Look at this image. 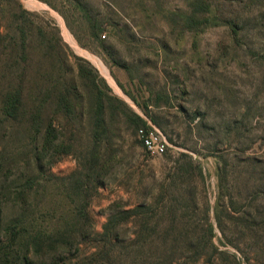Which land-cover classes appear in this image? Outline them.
I'll use <instances>...</instances> for the list:
<instances>
[{"label":"rangeland","instance_id":"374dc122","mask_svg":"<svg viewBox=\"0 0 264 264\" xmlns=\"http://www.w3.org/2000/svg\"><path fill=\"white\" fill-rule=\"evenodd\" d=\"M193 1L20 0L35 38L31 62L22 65L9 37L0 41V264H15V254L27 264H115L111 259H122L121 253L130 264L141 261V238L165 236L210 247L191 261L189 250H175L167 259L160 254L167 250L152 243L145 251L159 254L143 260L264 264V0L226 3L209 16L220 17V24L191 28L184 18ZM80 5L102 22L100 42L109 55L93 39ZM11 6H0V21L3 34L13 37V21L6 20ZM63 26L74 44L66 41ZM55 27L73 55L69 77L79 88L78 118H56L49 100L47 125L58 119L62 151L72 152L40 161L24 137L25 125L6 117L3 101L13 82L26 76L27 65L34 88L69 56L46 48ZM40 31L46 40L38 38ZM92 68L113 100L100 145L105 185L89 199L91 225L84 226L72 214L71 183L86 174L92 150ZM122 110L151 119L169 142L167 152L148 153ZM246 211L257 213L251 225L241 222ZM23 230L32 236L58 231L69 236L68 244L11 258L13 234ZM104 242L118 253L106 256Z\"/></svg>","mask_w":264,"mask_h":264},{"label":"trees","instance_id":"16d2710c","mask_svg":"<svg viewBox=\"0 0 264 264\" xmlns=\"http://www.w3.org/2000/svg\"><path fill=\"white\" fill-rule=\"evenodd\" d=\"M234 0H220L219 3L217 0H194L191 8V14H189L184 19V23L191 27L197 28L201 25L206 26L207 22L210 24L213 22H221L220 17L216 16L213 19L209 17L220 9L223 10L224 4L226 3H234ZM216 2V3H215ZM48 3V1H46ZM50 5V2L48 3ZM13 5V13L10 15L11 11L7 12V22L13 21V37L10 35V32L7 34H3L1 21H0V41L3 39L9 40L13 44V51L17 52V60L22 64L31 62V50L30 46L33 42L35 36L33 35V26L26 25V19L29 13L24 9L20 0H0V6ZM12 7V6H11ZM80 9L84 13V16L91 28V35L93 39L99 42L101 48L107 52L109 55L110 52L107 46L104 45L103 42H100V33L103 31L102 22L94 18L87 8L80 5ZM3 12V11H2ZM198 16L202 17L200 19ZM9 19V20H8ZM233 21H226V24L230 25ZM11 24V23H10ZM17 25L15 28L14 25ZM9 26L8 28H11ZM56 37L47 40V44L49 47H46L47 50H56L57 47L60 51H66L69 53V56L66 55L65 61H60L56 66V74H50L53 70H49L45 72L44 75L40 77V79L35 83V87L32 88L29 69L30 67L27 65V68H24V76L21 79H18L17 82H13V87L6 92L4 101H3V111L7 118L12 119L15 123L19 125H25L26 132L24 137L30 142L33 146L37 154V158L40 161H45L48 156H59L61 154H71V150L63 153L62 149L65 147L61 146L59 143V130L54 123L52 122L50 125H47L46 111L48 107L49 100L54 106V114L56 118H63L68 121L74 122L77 120V109L79 108V96H78V86L74 78L69 77V75L73 72V69H70V56L73 57L69 47L64 43L63 39L59 35V30L56 29ZM36 35V34H35ZM42 40H46V37L42 31H40V35L38 38ZM55 44V45H54ZM112 58V57H111ZM115 62V61H114ZM119 64V63H117ZM89 65V64H88ZM46 71V70H45ZM71 71V72H70ZM96 74L93 78H88V82H90L89 88L92 92L95 93V96L92 101V129H91V139H92V150L88 153V164H86L85 170L86 174L79 177H73L71 183V191L75 195V199H73V217L76 216L79 221L82 222V225L87 226L91 225V219L89 216V199L93 198V194H98L99 189L105 185L103 182V174H102V164H101V151L100 145L103 142V137L105 134L109 132L107 128V115L108 110L112 107V97L104 94L99 84H103L105 86V81L102 80L97 73V71L92 68L91 70ZM96 72V73H95ZM87 78V77H86ZM123 104V103H122ZM119 113L124 118L126 124L130 126V129L136 130V135L138 134V130L141 128H147L148 122L145 118L140 117L132 111L122 110ZM150 121L155 124L151 119ZM75 131V130H74ZM141 142V141H140ZM142 147H144L141 142ZM25 188V187H24ZM25 194V189L21 193V195ZM74 195H70L73 198ZM245 219L241 220L243 223H251L252 218L257 216V213L245 212ZM148 218H151L149 216ZM248 220V221H247ZM18 223L17 221H14ZM21 225V223H20ZM251 225V224H248ZM73 228H76L72 225ZM67 231V225H66ZM153 229H143V232H155ZM141 234H144V233ZM13 234V251L11 252V258L15 253H30L34 250L36 253H42L45 249L54 250L59 245L66 246L68 244L67 240L69 239L68 235H62L60 232H40L35 235L27 234L28 231H16ZM24 236V237H23ZM26 236V237H25ZM107 245L106 256L115 255L113 253H118L116 249L112 246L111 243L104 242ZM155 244L157 249H166V253H160L165 258H170V255L175 250L182 251L183 249L189 250L187 252V259L194 260L196 257V253L200 250L206 249L210 247L208 242L201 241H189L185 239H179L177 241L176 238L165 236L158 237L157 240H148L143 239L137 242V247H140L141 253V261L135 258L130 264H152L154 261L150 259L143 260V255H148L147 257H151L152 254L155 255L159 253H148L145 251L147 246L151 244ZM104 253V252H103ZM128 254V253H127ZM125 253H121L122 259H117L119 255H115L114 258L111 259L113 263H119L120 260H124V264H127ZM21 254H15L13 259H16L15 264H27L29 263V259L26 257L23 258V262L21 263L20 258ZM153 257V258H154ZM214 258V257H213ZM7 264V261L4 263ZM234 264H238L234 260Z\"/></svg>","mask_w":264,"mask_h":264},{"label":"built area","instance_id":"2783aa9c","mask_svg":"<svg viewBox=\"0 0 264 264\" xmlns=\"http://www.w3.org/2000/svg\"><path fill=\"white\" fill-rule=\"evenodd\" d=\"M146 120L148 127L139 129L138 137L148 153L162 156L167 152L169 142L165 135L150 120Z\"/></svg>","mask_w":264,"mask_h":264},{"label":"bare ground","instance_id":"6f19581e","mask_svg":"<svg viewBox=\"0 0 264 264\" xmlns=\"http://www.w3.org/2000/svg\"><path fill=\"white\" fill-rule=\"evenodd\" d=\"M30 5L32 6L33 5V7H40V8H43L41 5H39V6H36V3L35 2H30ZM38 5V4H37ZM39 8V9H40ZM64 27V31H63V35H64V37H65V39H66V41L67 42H69L70 44H74V40L72 39V37H71V35H70V33H69V31H68V29L66 28V26H63ZM76 47V46H75ZM97 65H99L98 63H96ZM99 67H100V65H99ZM102 72L104 73V70H102Z\"/></svg>","mask_w":264,"mask_h":264}]
</instances>
